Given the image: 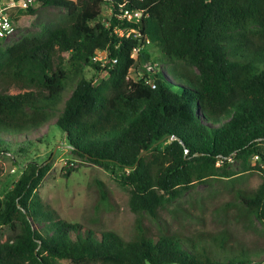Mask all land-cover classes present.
<instances>
[{
  "label": "trees",
  "instance_id": "1",
  "mask_svg": "<svg viewBox=\"0 0 264 264\" xmlns=\"http://www.w3.org/2000/svg\"><path fill=\"white\" fill-rule=\"evenodd\" d=\"M40 1L64 11L0 44V84L21 89L0 88V152L14 144L25 154L28 131L58 110L52 125L62 145L112 172L127 190L133 235L96 232L59 216L37 191L49 162L31 158L0 194V237L10 232L0 239V264H56L55 258L68 264H248L256 259L226 228L169 230L160 209L198 183L227 177L231 158L241 169L257 170L261 180L254 188L234 187L233 201L215 215L220 210L225 215L233 205L238 219L253 216L264 225V152L259 149L264 0ZM35 2L8 8L14 29L18 11L33 13ZM102 3L109 14L100 19ZM143 45L154 46L156 55L140 52ZM96 49L106 52L104 62L91 60ZM146 61L143 74L132 78L130 71ZM87 67L95 71L89 77ZM101 70L106 75L94 82ZM69 80L74 85L58 109ZM93 182L107 201L102 183ZM184 211L179 206L171 215L186 217ZM144 217L159 228L157 234H149Z\"/></svg>",
  "mask_w": 264,
  "mask_h": 264
},
{
  "label": "rangeland",
  "instance_id": "2",
  "mask_svg": "<svg viewBox=\"0 0 264 264\" xmlns=\"http://www.w3.org/2000/svg\"><path fill=\"white\" fill-rule=\"evenodd\" d=\"M32 6L35 10L31 14L25 13V10L18 11L15 17V31L0 39L1 45L11 42L21 33L37 29L40 23L56 19L64 11L62 7L42 5L40 0ZM100 8V19H103L108 16L109 9L103 3ZM146 50L153 56L156 55L154 46L143 45L140 48V52ZM132 55L135 56L136 52L133 51ZM160 63L163 69L168 67L165 62ZM147 65L148 61L143 62L137 71H130L129 75L132 78L140 76ZM154 71L158 74L160 66H155ZM93 72L95 71L91 67L84 69L87 77L93 75ZM105 75L106 72L103 70L96 73L94 82ZM73 85L74 80H69L61 92L58 109ZM0 88L7 92L21 90L12 84H0ZM57 111H54V115L47 122L28 131L31 144L25 154L16 152L14 144H11L8 151L0 152V194L12 184L28 159L33 158L37 161L46 159L49 162V168L42 177L37 191L41 199L48 202L59 216L94 228L96 232L101 229H111L124 239L132 237L135 215L127 205V190L117 184L112 172L71 153L66 146L62 145L58 139L57 127L52 125ZM259 149L264 152V142L259 144ZM251 160L253 161V158ZM216 164H219L218 160ZM227 165V168L232 171L231 174L227 177H217L215 180L210 179L206 183H198L184 191L176 200L160 209L161 220L168 224L169 230L186 234L198 230L214 233L226 228L231 231L236 241L247 246L250 251H254L252 254L254 258H261L264 256V225H261L253 216L248 220L238 219L234 216L236 208L233 205L229 206L225 215L221 210L218 212L219 216L215 215L219 206L233 201L234 187L254 188L261 180V175L257 170L241 169L240 164L231 158L228 159ZM69 167L73 170L68 172ZM94 179H98L104 186L108 196L107 201L100 199ZM179 206L185 209L184 215L187 214V216L176 213V219H173L172 210L179 209ZM142 221L150 228L149 234H157L159 228L153 222L146 217ZM8 236L10 232L5 230L0 239L3 240ZM55 260L56 264L69 263L64 258H55Z\"/></svg>",
  "mask_w": 264,
  "mask_h": 264
},
{
  "label": "built area",
  "instance_id": "3",
  "mask_svg": "<svg viewBox=\"0 0 264 264\" xmlns=\"http://www.w3.org/2000/svg\"><path fill=\"white\" fill-rule=\"evenodd\" d=\"M36 0H0V39L6 37V35L11 34L15 31L13 27V21L8 13V8L12 6H17L19 8H25L28 5L32 4ZM126 13V10L124 11ZM134 14H138V11H135ZM121 33V30H119ZM106 59V52L103 49H98L91 56L92 61L104 62ZM112 61H115V58H112ZM146 82L153 86V82L146 80ZM248 264H264V261L260 258L252 259Z\"/></svg>",
  "mask_w": 264,
  "mask_h": 264
}]
</instances>
